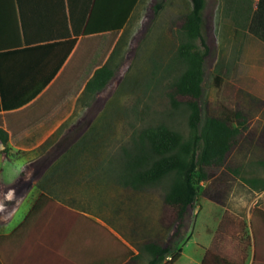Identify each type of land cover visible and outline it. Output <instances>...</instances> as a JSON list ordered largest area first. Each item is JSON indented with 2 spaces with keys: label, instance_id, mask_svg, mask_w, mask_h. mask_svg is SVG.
<instances>
[{
  "label": "crops",
  "instance_id": "0c3cea01",
  "mask_svg": "<svg viewBox=\"0 0 264 264\" xmlns=\"http://www.w3.org/2000/svg\"><path fill=\"white\" fill-rule=\"evenodd\" d=\"M88 6L89 0H0V134L5 137H0V202L12 204L9 199L13 190L18 191L20 199L12 218L0 222V264H123L138 253L129 235L132 222L126 225L122 213H116L114 207L95 210L73 187L65 189V183L74 182L81 172L63 169L75 165L58 154L52 155V150L58 149V139L78 126L65 128L77 102L83 99V89L75 97L61 99L62 84L56 78L68 59L49 80L57 68V52L48 40L79 39L76 30L81 27L77 26L85 22ZM95 20L119 21L120 16L104 13ZM58 113L61 116L57 119ZM242 146L252 153L251 161L264 166V127L254 131ZM9 163L17 168L19 176L5 179L4 166ZM30 168L34 170L33 183L27 186L26 169ZM259 182L258 189L250 185L242 192L219 187L198 196L194 216L207 209L202 221L211 235L209 243L202 245L198 264H264V181ZM79 197L81 203L74 205L72 199ZM27 200L30 207L14 223ZM224 218L225 228L220 229ZM230 233H237V247L243 254L240 258L237 254L233 258L225 256L222 242ZM184 245L172 264L181 258ZM143 259L139 264H148V259Z\"/></svg>",
  "mask_w": 264,
  "mask_h": 264
},
{
  "label": "rangeland",
  "instance_id": "374dc122",
  "mask_svg": "<svg viewBox=\"0 0 264 264\" xmlns=\"http://www.w3.org/2000/svg\"><path fill=\"white\" fill-rule=\"evenodd\" d=\"M157 3H162V8L156 14L154 6ZM190 6L189 0L140 1L114 47L110 61L115 69L114 78L98 94H81L83 99L77 102L75 114L66 122L65 128L72 124L78 126L58 139V149L52 150V155L58 154L59 158L68 162L72 160L76 170L81 172L79 180L75 178L79 182L75 186L83 189V194L90 199L91 204H87L91 208L97 209L103 201L101 206L106 209H123L119 199L128 203L126 208L148 203L147 209L142 211L153 218L164 213L170 235L176 228L174 213L162 204L170 179L165 178L135 193L127 190L118 179L123 175L125 149L132 150L143 129L165 124L179 131L184 140L190 137L189 110L185 99L176 96L173 101L169 95L172 83L185 69V64L177 57V47L185 39L180 31V17L189 11ZM203 31L210 53L205 65L201 98L202 121L208 112L239 110L247 119V129L228 154L224 165L213 169L208 180L198 184L199 195L218 191L219 187L242 192L250 185L258 189L259 181H264V166L251 161L252 153L245 150L242 144L249 140L254 131L264 127V43L256 38L242 41L234 36L231 20L225 15L224 0H206ZM197 43L200 44L199 41ZM216 75L223 78L220 88L215 85ZM32 157L30 155L28 158ZM22 163L19 160V164ZM4 170L5 179L19 174L10 163L4 166ZM26 170L28 186L33 183L34 170ZM59 170H62L61 167ZM87 181L92 186L89 187ZM5 189H9L8 186ZM17 192H10L12 204L2 201L6 207V217H2L0 222L14 215V207L20 201ZM91 195H96V198L93 199ZM29 207L27 200L14 223L22 218ZM206 212L207 209L196 218L194 208L190 209L187 226L173 240L174 251L165 264H172L179 258L178 249L185 242L187 244L183 246L181 258L175 264L199 263L204 251L202 245L211 240L202 221ZM236 234L230 233L222 242L228 258L243 255L237 247L239 241ZM143 258L148 259V256L144 254Z\"/></svg>",
  "mask_w": 264,
  "mask_h": 264
},
{
  "label": "trees",
  "instance_id": "16d2710c",
  "mask_svg": "<svg viewBox=\"0 0 264 264\" xmlns=\"http://www.w3.org/2000/svg\"><path fill=\"white\" fill-rule=\"evenodd\" d=\"M140 1L118 0L113 3L112 0H89L85 22L77 26V28L81 27L76 30V34L81 35L79 39L76 36L69 39L48 40L52 41L51 46L57 52V68L51 72L49 80L55 77L68 59L56 78L58 84H62L61 99L68 100L69 97H75L82 89L81 94L86 92L98 94L110 84L115 76V69L110 62L114 47L128 23L130 14ZM189 1L191 5L189 11L180 17V31L185 39L177 47V57L185 64V69L172 83L169 95L173 101L176 96L185 99L184 102L189 110L190 137L184 140L179 131L165 124L143 129L135 140L132 150L125 149L123 175L118 179L127 190L135 193L169 178V188L163 196L162 204L174 213L175 232L170 235V227L166 226L164 213L157 218L145 215L143 211L147 209L148 203L126 208L128 203L119 199L124 208H116V213L123 210L120 217L124 223L127 225L129 221L132 222L129 235L133 245L138 249V253L132 254L123 264H139L144 254L149 257L148 264H162L171 256L174 251L172 242L187 226L190 209L194 207L199 196L198 184L208 180L209 173H212L213 169L216 170L224 165L228 154L247 129V119L239 110L208 112L202 121L201 98L205 65L210 53L203 31L206 0ZM224 5L225 15L230 18L237 39L247 41L256 38L264 43V0H224ZM161 8L162 3H157L154 6L155 13L157 14ZM104 13L120 16V20H95L97 16L99 20ZM198 41L200 44L197 43ZM32 45L43 47L42 44ZM214 80L215 85L220 88L223 78L216 75ZM45 94L44 92L43 95ZM70 105L69 100L68 106ZM58 110L63 112L61 108ZM59 115L61 116V113H58L57 119ZM0 137L5 140L2 134ZM72 168L76 170V166H65L63 169ZM87 182L89 187L92 186V183ZM75 183L79 182L75 180L69 184L65 183L63 187L65 189L73 187L76 194L85 197V203L91 204L90 199L83 194V189L75 186ZM92 198H96V195ZM81 201V197L72 199L74 205H78ZM100 203L102 205L104 202ZM105 204L107 205V202ZM101 205L97 209L92 208L99 210ZM223 224L225 225V218L220 229H223Z\"/></svg>",
  "mask_w": 264,
  "mask_h": 264
},
{
  "label": "built area",
  "instance_id": "2783aa9c",
  "mask_svg": "<svg viewBox=\"0 0 264 264\" xmlns=\"http://www.w3.org/2000/svg\"><path fill=\"white\" fill-rule=\"evenodd\" d=\"M5 209H6V207L4 206V204L2 203V202H0V218H2V217H6V216H4L5 214Z\"/></svg>",
  "mask_w": 264,
  "mask_h": 264
}]
</instances>
